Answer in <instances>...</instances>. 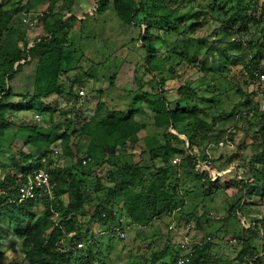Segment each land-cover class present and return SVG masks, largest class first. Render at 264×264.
Returning <instances> with one entry per match:
<instances>
[{
  "label": "trees",
  "instance_id": "16d2710c",
  "mask_svg": "<svg viewBox=\"0 0 264 264\" xmlns=\"http://www.w3.org/2000/svg\"><path fill=\"white\" fill-rule=\"evenodd\" d=\"M4 1L0 0V139H8L10 146L17 147L19 143L20 145L15 148L16 154L8 153V163L0 161V190L5 192L4 195H0V245L7 243L9 249L18 253L21 260L13 264H95V255L90 249L75 248L80 236L76 225L77 217L85 213L86 207L92 204L94 199L98 200L99 194H103V198L95 204L91 218L96 219L102 226H108L110 222L116 220V212L112 209V202L115 199L121 200V209L127 210L129 214L123 216L130 222L131 211L143 208L145 197L151 196L154 201L153 207L142 226L144 228L155 220L160 222L171 211L177 210L182 213V208L189 201L197 199L198 203H201L211 194L217 182L212 184L207 174L211 162L204 150L199 149L197 136L199 134L202 137L209 136L223 118L216 115L208 116L200 106V102L213 103V98L196 93V89L201 86H205L208 90L211 83L200 82L196 89L191 88L190 82L177 87V92L185 99L191 100L192 104L185 106L177 101L172 105L163 95L164 79L154 60L160 54L170 57L180 55H175L172 51L160 50L164 41L152 37L151 26L148 23L149 19L155 24L166 23L169 31L181 36L178 41L183 51L179 64L195 66L199 71L208 74L210 71L204 66L205 56L201 51L205 49L208 53L221 49L206 37L194 38L192 34L209 22V19L204 20V16L215 21L218 18L210 17V13L202 9L193 11L188 16L191 23L187 27V34L182 36L180 28H184L185 24L180 22L176 26L173 23V14L179 7L168 8L166 0L144 2L114 0L113 9L121 24L134 25L136 19L141 18L146 23V30L142 36L145 49L144 64L154 77H159V91L151 93L139 89L131 99L136 107L132 106L127 111H110L103 103L98 102L93 117L82 122L78 128L71 129L72 121L66 117L76 111L80 98L77 89L81 86L89 88L90 83H84L76 88L78 82L71 81L68 89L64 91V85L58 82L51 90L26 95L23 97L24 101L17 105L6 100L13 96L9 83L24 66L34 60H38L39 63L42 60L54 62L55 74L57 73L58 78L76 68L74 49H71L65 33L62 36L58 34L70 27L71 23L84 21L89 14L82 12V15H78L77 11L73 10L71 1L49 0L47 10L42 12L38 19L52 16L54 21L49 25L44 24L43 35L30 38L26 29L29 26L27 24L24 26L15 19L23 0H19L16 6L11 2L8 8L4 6ZM93 1L94 11H103L108 6L107 0ZM217 1L218 3L215 2L214 5L216 8L220 7L219 2L231 4L229 8L232 12L219 24L222 31L234 35L236 33L231 30L233 28H237V33L247 29L251 18L246 9H240L239 0ZM29 2L30 0H26V3ZM183 2L185 0H181L178 4ZM79 16H83V19ZM253 21L255 24L260 23L257 19ZM259 34L263 36V48L261 53H256V60L245 67L246 87L253 79V71L264 60V23L259 27ZM254 43L260 45V39ZM171 72L174 73V69ZM88 75L94 80L97 79L96 74ZM37 79V85L41 86L42 80L39 75ZM113 79L114 75H111L108 88H112ZM102 93L101 90L97 91L99 95ZM52 94L58 96L65 94V97L71 101V104L66 105L68 109L52 108L46 103L45 100ZM244 94L246 98L243 103L248 106L253 93ZM143 105L153 113L151 126L135 119L143 112ZM255 107L253 121L247 118L248 113H243L238 119L244 118L246 122L245 135L259 136L264 143V111H259L258 103ZM236 108L237 106L234 105L233 111L227 117L235 115ZM8 109L25 110L43 118L48 116L49 125L43 127L34 123L14 130L12 123L6 119ZM55 114L64 117V121L55 122L53 119ZM163 123H166L170 130L162 131ZM181 136H184V139ZM140 141L144 146L141 154L147 155L146 163L141 159L133 162L129 155L125 154ZM57 143L62 148V158L71 155L70 148L73 144L76 155L70 165L54 166V159L61 154L55 148ZM27 145L35 146L36 152H24L22 146ZM54 150H57L56 154ZM175 157H179L182 163L172 164L171 161ZM257 161L264 164V145L247 162L245 170L252 176L235 181L241 189L239 190L241 196L231 206L230 210L234 215H238L239 212L244 214L247 206L264 205V179L260 183L254 181L256 176L254 165ZM104 164L110 168L106 179L112 182L111 187L102 184L101 179L92 171L93 167ZM196 164L201 165L196 168ZM37 168H42L50 174L57 199L48 201L45 198H36L17 202L18 187L27 174ZM93 175L95 181L89 193L85 186L88 179L86 177ZM153 179L158 186L154 187ZM62 194L66 196V203L59 201V196ZM252 197L257 198L258 202L251 200ZM9 200L13 202L10 203ZM38 206L41 208L37 211ZM247 213L248 216H255V219L248 223V227L242 224L243 234L237 240L241 244L238 259L244 264H264V251L257 253L252 245L254 241H260L264 249V216L259 215L260 213L252 214L250 211ZM54 214H57L56 219H53ZM177 220V222L189 221L187 215L182 214ZM195 224L196 227L199 226L198 220H195ZM168 243L160 252L151 254L150 264H155L157 259L163 260L162 264H169L164 262V259L174 251V247L171 245V248L170 242ZM211 246V242H206L196 249L193 264H207L212 258ZM1 252L0 250V257Z\"/></svg>",
  "mask_w": 264,
  "mask_h": 264
},
{
  "label": "rangeland",
  "instance_id": "374dc122",
  "mask_svg": "<svg viewBox=\"0 0 264 264\" xmlns=\"http://www.w3.org/2000/svg\"><path fill=\"white\" fill-rule=\"evenodd\" d=\"M68 1H71L74 7L73 10H76L78 15H82V12L89 14L84 21L71 23L70 27L58 34L62 36L65 33L71 49H74L75 54L73 57L76 60V68L58 78L57 73L55 74L54 62L42 60L39 63L38 60H34L29 65L24 66L23 70L9 83L13 90V96L6 101L17 105L24 101L23 97L26 95L51 90L58 82L64 85V91L68 89L71 81L78 82L76 88L79 85H84V83H90L89 88L81 86L77 89L79 91L83 88L84 95H79L80 98L75 113L66 117L72 121L71 129H73L78 128L82 122L93 117L98 102L103 103L105 108L110 111H127L132 106L136 107V104H132L131 99L139 89L155 93L159 91L160 87L159 77H154L144 64L145 49L142 36H144L146 30V23L142 18L136 19L134 25L121 24L113 9L112 2L114 0H107L108 6L103 11H94L95 4L93 0ZM144 1L142 0V2ZM11 2H14L16 6L20 1L5 0L3 3L8 8ZM48 2L49 0H30L28 4L26 0H23L20 3L19 14L15 19L22 25L26 26L25 24H27L29 26L26 29L30 38L43 35L44 24L53 23L54 18L52 16L38 19L41 13L47 10ZM166 2L168 8L179 7L173 14V23L176 26L180 22L185 24L184 28H180L182 36L187 34V27L191 23L188 16L193 11L202 9L210 13V17L218 18L215 21L204 16V20L209 19V22H206L205 26L193 33L192 37H206L221 49L220 51L208 53L205 52V49L201 51L205 56L204 66L207 71H210L208 74L199 71L195 66L185 63L179 64L183 51L182 45L178 41L181 36L169 31L166 23L155 24L149 19L148 24L151 26L152 37L164 41V44L160 46V50L164 52L165 50L172 51L175 55H180L170 57L160 54L154 60L164 79V97L172 105L178 101L185 106H191L192 101L179 94L177 87L190 82L191 88L196 89L200 82L202 84L210 82L211 86L208 87V90L205 86H201L196 89V93L198 95L202 94L204 97H212L213 103L200 102V106L204 108L208 116L216 115L223 118L209 136L202 137L200 134L197 136L199 149L204 150L211 162L207 174L212 184L217 182L216 187L201 203H198L199 200L197 199L189 201L182 208V213L176 211L175 215L178 217H181V214L183 216L187 215V219L192 221L195 227V220H198L199 226L195 228L197 235L211 236L212 258L207 264H244L238 259L241 244L237 242L243 234L241 231L242 224L245 225L244 227H248V223L255 219V216H248L249 212L247 213V211L252 214L260 213L259 215L264 216V205L247 206L243 212L244 214L239 212L238 215H234L230 209L238 197L241 196L239 191L241 189L239 185L235 184V181L240 178L245 180L252 176L251 173L245 170L247 162L264 145L259 136L245 135L246 122L244 118L238 119L239 116L242 117L243 113H248L247 118L253 121V111L256 109V103L259 102L258 98L252 94L250 105L247 106L243 103L246 98L244 93H250L249 90L251 89L249 85L246 87L244 84L246 80L245 67L256 60V53H261L263 48V36L259 34V27L264 23V0H239L240 9H246L249 12L251 21L244 31L237 33V28L231 29L236 33L234 35L222 31V28L219 27V24L224 22L232 12L229 8L231 4L219 2L220 7L216 8L214 5L215 2L218 3L217 0H185L181 4H178L181 0H166ZM60 3L61 1L58 5ZM253 19H257L260 23L255 24ZM30 23L33 25H30ZM257 39H260V45H255L254 42ZM172 69H174V73L171 72ZM87 71L88 74H96L97 79L94 80L86 74ZM37 73L42 80L41 86L37 85ZM111 75H114L113 86L108 88V80ZM98 90L103 91V93L97 94ZM45 102L52 108L66 110L68 109L66 105L71 104L65 94L61 96L52 94ZM234 105L237 106L236 112H234L235 115L227 117L233 111ZM142 108L143 112L138 114L135 119L140 123L151 126L153 113L146 105H143ZM6 119L12 123V129L14 130H17L20 126H30L34 123L43 127L49 125L48 116L45 118L39 115L35 116L25 110L8 109ZM53 119L58 123L64 121V117L58 114H55ZM161 129L162 131L170 130L166 123L162 124ZM181 138L184 139V136H181ZM17 147L10 146L8 139H0V161L8 163V153L16 154L15 148ZM55 148L61 153L60 156L54 159L55 167L70 165L75 160L76 151L73 144L70 148L71 155L63 158L62 148L59 147L58 143ZM22 150L24 152H36L33 145L22 146ZM143 150L144 146L140 141L133 149H128L125 154H128L133 162L141 159L143 163H146L147 155L141 154ZM180 163H182L181 159ZM254 168L256 170L254 181L260 183L264 179V164L257 161ZM109 169L104 164L93 167L92 171L96 177L101 179L102 184L111 187L112 182L106 179ZM94 175L86 177L88 179L85 186L89 193H91L95 181ZM153 184L154 187L158 186L155 179H153ZM102 198L103 194H99L98 200L97 198L94 199L93 203L86 207L85 213L77 217L76 225L78 232H80L79 241L84 242L83 249L88 248L95 255V264H150L151 254L160 252L166 243L170 242V247H175L179 235L168 232L166 226L168 216L163 217L160 222L153 221L147 228L142 227L153 207L154 201L151 196L145 197L143 208H139L134 212L131 211L133 221L130 222L123 216L128 212L123 208L121 209V200L117 198L112 202V209L116 212V218L121 217L125 222L126 236L123 241H117L110 235L107 231L109 226H102L96 219L91 218L95 204ZM253 199L258 202L257 198L252 197L251 200ZM59 201L66 203V196L60 195ZM40 208L38 206L36 210L38 211ZM120 214L122 216H119ZM181 222H184V220ZM252 245L256 248L257 253L264 251L260 241H254ZM0 250L2 251L0 264H13L21 260L17 252L9 249L7 243L3 246L0 245ZM162 261L157 259L155 264H162ZM164 262L167 263V258L164 259Z\"/></svg>",
  "mask_w": 264,
  "mask_h": 264
},
{
  "label": "built area",
  "instance_id": "2783aa9c",
  "mask_svg": "<svg viewBox=\"0 0 264 264\" xmlns=\"http://www.w3.org/2000/svg\"><path fill=\"white\" fill-rule=\"evenodd\" d=\"M30 25H33L30 23ZM249 87L250 93L258 98L259 111H264V60L253 71V79L251 80ZM80 96L84 95V90L81 88L78 91ZM57 153V150H54ZM209 158V157H208ZM173 164L180 163V159L175 157L172 159ZM201 164H196V168H199ZM54 184L51 182L50 174L42 169H34L31 173L27 174L24 181L18 187L17 202H23L30 199L45 198L48 201H55L57 199L54 193ZM5 192L0 190V195H4ZM10 203L13 200H9ZM177 210L171 211L167 214V230L171 233H177L179 235L174 251L167 256V262L169 264H193L194 253L196 249L203 246L206 242H211V236H199L195 231V225L192 221L177 222L178 216L175 215ZM57 218V214H54L53 219ZM109 226V227H108ZM108 232L117 241H123L125 239V222L123 218H116L115 221L108 224ZM233 240V239H232ZM84 247V242L78 241L75 245L76 249Z\"/></svg>",
  "mask_w": 264,
  "mask_h": 264
},
{
  "label": "crops",
  "instance_id": "0c3cea01",
  "mask_svg": "<svg viewBox=\"0 0 264 264\" xmlns=\"http://www.w3.org/2000/svg\"><path fill=\"white\" fill-rule=\"evenodd\" d=\"M80 17V19H83V16H79Z\"/></svg>",
  "mask_w": 264,
  "mask_h": 264
}]
</instances>
